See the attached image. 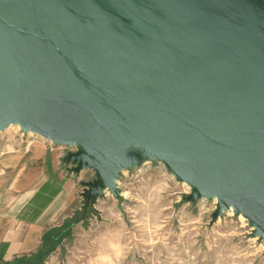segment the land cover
<instances>
[{"label": "water", "instance_id": "water-1", "mask_svg": "<svg viewBox=\"0 0 264 264\" xmlns=\"http://www.w3.org/2000/svg\"><path fill=\"white\" fill-rule=\"evenodd\" d=\"M10 126L77 145L90 198L138 148L263 236L264 0H0Z\"/></svg>", "mask_w": 264, "mask_h": 264}, {"label": "rangeland", "instance_id": "rangeland-1", "mask_svg": "<svg viewBox=\"0 0 264 264\" xmlns=\"http://www.w3.org/2000/svg\"><path fill=\"white\" fill-rule=\"evenodd\" d=\"M128 151L137 162L119 169L117 195L103 190L91 197L96 218L91 216L88 228L77 226L73 239L64 243L63 264H77L90 247L88 264H264V235L255 234L245 215L233 208L218 215L216 197L190 200L193 187L178 182L163 162L138 148ZM85 198L88 190L81 203ZM89 230L109 232L111 238L87 239Z\"/></svg>", "mask_w": 264, "mask_h": 264}, {"label": "crops", "instance_id": "crops-1", "mask_svg": "<svg viewBox=\"0 0 264 264\" xmlns=\"http://www.w3.org/2000/svg\"><path fill=\"white\" fill-rule=\"evenodd\" d=\"M62 145H49L46 140L22 133L20 129L0 132V264L19 261L63 264L60 253L64 243L73 239L77 226L88 228L96 218H89L86 226L82 222L75 224L71 236L63 238L58 245L47 238L53 231L64 228V221L79 209L87 184L95 180L92 169H77V164L68 157L71 153ZM92 208L96 211L94 205ZM85 234L87 239L94 235L96 242L111 238L105 231L89 230ZM43 238L51 241L47 246L51 251L43 261L36 262L32 259L41 250ZM109 247L105 241L104 250ZM88 250L77 264L92 262Z\"/></svg>", "mask_w": 264, "mask_h": 264}, {"label": "trees", "instance_id": "trees-1", "mask_svg": "<svg viewBox=\"0 0 264 264\" xmlns=\"http://www.w3.org/2000/svg\"><path fill=\"white\" fill-rule=\"evenodd\" d=\"M92 198H85L81 203V207L78 210H75L69 219H66L63 223L64 228L58 231H53L51 235H47V238H50L54 245H58L63 238H68L71 236V229L73 226L79 222H82L83 225H87L88 219L94 214V210L92 208ZM51 241L46 242V239L43 238V245L41 250L38 252L37 257L33 256L32 260H36V262L43 261L47 255L50 254V246ZM17 264H27L26 261H19Z\"/></svg>", "mask_w": 264, "mask_h": 264}, {"label": "built area", "instance_id": "built-area-1", "mask_svg": "<svg viewBox=\"0 0 264 264\" xmlns=\"http://www.w3.org/2000/svg\"><path fill=\"white\" fill-rule=\"evenodd\" d=\"M47 143L50 145V144H54V143H52V142H49V141H47ZM63 146V148H64V150H66V151H68V152H70V153H75V152H77L78 151V146L77 145H62Z\"/></svg>", "mask_w": 264, "mask_h": 264}]
</instances>
